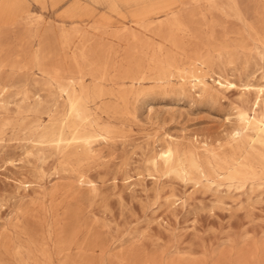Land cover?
Listing matches in <instances>:
<instances>
[{
  "label": "rangeland",
  "instance_id": "rangeland-1",
  "mask_svg": "<svg viewBox=\"0 0 264 264\" xmlns=\"http://www.w3.org/2000/svg\"><path fill=\"white\" fill-rule=\"evenodd\" d=\"M196 1L0 0V264H264V181L195 185L150 165L166 145L220 152L237 109L264 88V0H239L242 15ZM176 18L187 30L163 33L160 24ZM85 53L79 68L73 61ZM36 54L59 76L81 69L89 89L100 83L92 69L107 71L102 86L114 96L89 108L92 131L110 134L70 162L33 142L66 109ZM198 57L210 93L183 91L178 77L159 81L162 68L177 75ZM225 79L235 85L218 89Z\"/></svg>",
  "mask_w": 264,
  "mask_h": 264
},
{
  "label": "bare ground",
  "instance_id": "bare-ground-1",
  "mask_svg": "<svg viewBox=\"0 0 264 264\" xmlns=\"http://www.w3.org/2000/svg\"><path fill=\"white\" fill-rule=\"evenodd\" d=\"M202 1H204L206 3V8H208V9H216L219 6H221V8H222V6L227 5L232 10H234V11L238 12V14L242 15L241 14L242 6H241V3L239 0H197L196 1L197 5L200 4L202 6L203 4L199 3ZM180 3L183 4V6H184V4L185 5L187 4V2H183V3L180 2ZM193 4H196V3L194 2ZM171 6H172L171 4L165 5V6L158 4V5H154L152 8L153 9H155V8H168ZM203 7H204V5H203ZM200 9L203 10V8H200ZM212 12L214 13V11H212ZM203 13H204V11H203ZM176 14H178V13H176ZM174 15H175V13H174ZM204 16H205V14H204ZM173 20H167L166 22L160 24V28L162 27L164 29V30H162V31H164L163 33H167V30H170L169 32H171V33H173L174 31H177V30H184V31L187 30V28L180 22V20H178L177 18L173 19ZM30 23H28V24H30ZM155 29L160 30L158 27H155ZM36 33H37V30H36ZM70 37L72 38L73 36L72 35L70 36V34H68L66 32L62 35L63 41L61 42V44L63 43V46L65 48H70V46H72ZM95 37H97V36H95ZM85 38L86 37H84V39ZM86 41H87V38H86ZM85 43L81 44L82 46L80 45L79 48H82L83 45H84L83 48H85V46H86ZM79 44H78V46H79ZM90 46H92V45H90ZM93 46H92V48L94 49L93 51H95V49H97V48L93 47ZM64 47H62V48L64 49ZM74 48L77 49L78 47H74ZM79 48L77 49V51L79 50ZM105 50H107V49H105ZM114 50H115V48H114ZM81 51H82V49H80V52ZM86 53H85V55L80 54L81 55L80 58L74 59L73 62L75 63V65L77 67L80 68L82 63L88 62L87 57H86ZM38 54L35 55V59L38 61L39 66L44 71V73H46L51 79H53L55 81L53 83H55V85L58 86L61 96H65L66 109H64L65 112H62L61 114L59 112L56 113V115L53 116V118H52L51 124L44 125L40 128L39 131L37 130V132L34 134L35 138H34L33 142L36 143L40 147L54 149L55 152L57 153V155H60L61 158L62 157L66 158L70 162L72 159L80 157L82 155V153L79 150L81 149V150L85 151L90 146V144L92 143V141L96 137L107 136L110 134V132L108 130H104L103 134L98 136V134H95L94 131H92V129L94 127L93 124L95 123V120L93 119V114L91 113L92 111L89 108V104L91 102H95L97 100H102L105 97L110 98V97L114 96L112 92H111L112 94L109 93L110 90L107 93L103 89V86H102V84L105 81L107 82V71L105 68H97L96 69L95 67H94L95 69L93 68L91 72L89 70V72H90L89 77L91 76L95 81H97L98 83L100 82L98 86H96L92 89H89L84 85L85 83L83 84V82H81L85 77V74L81 69L79 70V73H78L79 75L77 77L59 76V72H57L55 74V73H53L47 69L42 68V65H43L42 63H45V62L42 61V63H41L40 57ZM94 54H95V52H94ZM112 54H113V51H112ZM114 54H113V56H114ZM151 54H150V56H151ZM97 55H99V54H97ZM97 55H95V56H97ZM108 55H109V53H108ZM66 56H68V55H66ZM87 56H88V53H87ZM95 56H94V58L91 57V59L95 60V58H96ZM105 56H106V54H105ZM105 56H102L101 59L102 60L105 59L104 58ZM44 57H45V55H44ZM115 57H116V55H115ZM99 58H100V55H99ZM99 58L96 60L98 61ZM263 58H264V56L262 57V59ZM89 59H90V57H89ZM102 60L99 61L98 65L104 64ZM114 61H115V59H114ZM100 62H102V63H100ZM111 63H113V62H111ZM73 64H72V66H73ZM93 64H91V65H93ZM206 64H207L206 59L198 57L197 59L193 60L192 65L195 66V69H190V68H185V67H176L174 69V71L177 75L173 74L174 73L172 71L173 67L171 65H168L166 68H162L160 70L159 81L164 85L167 84V85L171 86V84H170V82H172L171 80L178 77L179 81L181 82V90L184 91L188 87H190V89L192 91H197L200 94L201 93H204V94L210 93L211 88H210L209 84L206 82V78H204V76L199 73V70L202 69V67H204ZM45 65H47V62ZM49 65H52L51 67L54 68L55 62L52 64L49 63ZM37 66H38V64H37ZM96 67H98V66H96ZM72 68L75 69L76 67H72ZM123 68H125V67L123 66ZM17 69H19V68H17ZM109 69H110V64H109ZM109 69H107V70H109ZM53 71H54V69H53ZM127 72H126V74H127ZM131 73H132V71H131ZM119 76H121V75H119ZM119 76H117V77L114 76V77H116V79H117ZM131 76H132V74H131ZM125 78H126V76H125ZM111 79H112V77H111ZM115 80L113 82H115ZM129 80L131 83H135V81L137 80V77L136 76L130 77ZM118 81L120 82V80L117 79V82ZM218 82H219L218 89H222V90L228 89L229 87L235 85L233 82H231L227 79H225L223 81L219 80ZM116 84L117 83H115V85ZM256 87H257V90H255V91H256L257 97L254 100L252 106L250 108H246V107L243 108L242 107V108L237 109V111H236V126H235L234 130L232 131V133L230 134L228 141L225 143V145L222 146L220 152L210 150V149H208V146H205L203 152H200L197 149V151L196 150H190V151H187V152H184L183 154H181V152L175 146L166 145L161 149V151L150 162L151 163L150 165H152L154 172L162 173L163 175L167 176L168 178L169 177L170 178L175 177L178 179L180 178V179H183V180H186L189 182H193L195 185H202L203 183H206V185L207 184L214 185V184H218V182H220V181H226V182H229L231 184V186H236L237 189L238 188L245 189L244 187L247 184H249V185L250 184H256V183L261 184V182L264 181V88L262 86L259 88H258V86H256ZM250 90H251V88L248 91H250ZM57 99H59V98H57ZM65 105H64V107H65ZM115 107H116V105H115ZM59 110H60V108H59ZM48 111H47V113H48ZM228 189H229V187H228Z\"/></svg>",
  "mask_w": 264,
  "mask_h": 264
}]
</instances>
